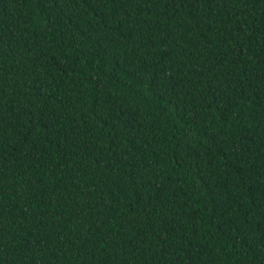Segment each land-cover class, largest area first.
I'll return each instance as SVG.
<instances>
[{
	"label": "trees",
	"instance_id": "16d2710c",
	"mask_svg": "<svg viewBox=\"0 0 264 264\" xmlns=\"http://www.w3.org/2000/svg\"><path fill=\"white\" fill-rule=\"evenodd\" d=\"M0 264H264V0H0Z\"/></svg>",
	"mask_w": 264,
	"mask_h": 264
}]
</instances>
